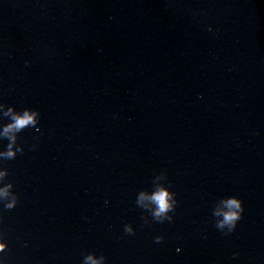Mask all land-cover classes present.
<instances>
[{
  "label": "water",
  "instance_id": "95a60500",
  "mask_svg": "<svg viewBox=\"0 0 264 264\" xmlns=\"http://www.w3.org/2000/svg\"><path fill=\"white\" fill-rule=\"evenodd\" d=\"M0 103L6 264H264V0H0Z\"/></svg>",
  "mask_w": 264,
  "mask_h": 264
},
{
  "label": "clouds",
  "instance_id": "9594fccd",
  "mask_svg": "<svg viewBox=\"0 0 264 264\" xmlns=\"http://www.w3.org/2000/svg\"><path fill=\"white\" fill-rule=\"evenodd\" d=\"M211 30V26H209ZM27 63V61H26ZM0 109L3 110V115L8 116L9 119L6 123L0 126V138L7 137L8 144L6 147L0 148V157H14L18 150L16 146V133L29 125H36L39 119V111L32 108H24L22 111H17L14 106L5 107L0 103ZM7 174V169L0 168V178ZM12 185L10 183L0 184V200L4 201V208L11 209L16 203L17 199L14 194L10 192ZM167 187L163 185L156 188L152 193L142 191L139 194L138 202L148 203L146 207L151 208V213L154 219L163 221L165 219L171 220L172 216L169 215L170 210L174 209L176 201ZM244 211V205L240 197L232 195L225 197L221 200L220 204L215 209V215L221 217L217 221V227L224 229L227 227L231 232L237 222L240 220ZM3 220L2 212H0V221ZM127 232H132L131 224L125 225ZM161 235L155 237L156 241L162 240ZM7 248V241L4 239V232L0 229V253ZM104 257L96 255L94 252H89L84 256L83 264H104ZM0 264H6V259L0 256Z\"/></svg>",
  "mask_w": 264,
  "mask_h": 264
}]
</instances>
